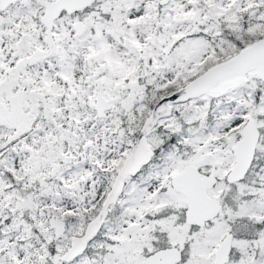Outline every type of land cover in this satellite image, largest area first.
<instances>
[{
	"label": "snow or ice",
	"instance_id": "snow-or-ice-1",
	"mask_svg": "<svg viewBox=\"0 0 264 264\" xmlns=\"http://www.w3.org/2000/svg\"><path fill=\"white\" fill-rule=\"evenodd\" d=\"M0 264H264V0H0Z\"/></svg>",
	"mask_w": 264,
	"mask_h": 264
}]
</instances>
